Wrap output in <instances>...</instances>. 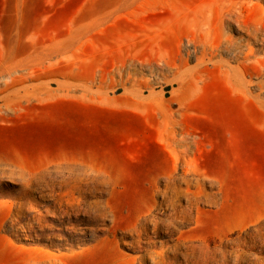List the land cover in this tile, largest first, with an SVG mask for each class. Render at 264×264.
Listing matches in <instances>:
<instances>
[{"label":"rangeland","instance_id":"1","mask_svg":"<svg viewBox=\"0 0 264 264\" xmlns=\"http://www.w3.org/2000/svg\"><path fill=\"white\" fill-rule=\"evenodd\" d=\"M103 246L264 264V0H0V264Z\"/></svg>","mask_w":264,"mask_h":264},{"label":"bare ground","instance_id":"2","mask_svg":"<svg viewBox=\"0 0 264 264\" xmlns=\"http://www.w3.org/2000/svg\"><path fill=\"white\" fill-rule=\"evenodd\" d=\"M235 12V11H234ZM212 45V44H211ZM40 184V183H39ZM43 185V184H42ZM28 205H30V202L29 201H27L26 203H19V208H21V207H25V206H28ZM85 211V210H84ZM75 214V213H74ZM102 215V213H99V212H95L94 213V221H96L100 216ZM28 217V216H27ZM75 217V216H74ZM80 217V216H79ZM32 220L34 221V222H36V223H39L38 222V218H34V217H32ZM21 221V220H20ZM26 226L28 227V228H32V224L30 223V222H27L26 223ZM19 227V226H18ZM90 227V226H89ZM66 229H70V227H65ZM16 230V229H15ZM89 233V232H88ZM85 236V235H84ZM71 237H73V236H71ZM70 238V237H69ZM69 240V239H68ZM81 242V241H80ZM58 246V245H57ZM105 250V247L103 246V247H100L99 249H98V251H94V253L93 252H91L90 251V253H85V254H83L82 255V259H80V260H78L79 262H74V264H98V258L100 257V255H103L105 252H104V250ZM103 253V254H102ZM191 255V254H190ZM247 255V254H246ZM146 261V260H145ZM81 262V263H80ZM216 263V262H215ZM26 264H40L38 261H36V260H27L26 261Z\"/></svg>","mask_w":264,"mask_h":264}]
</instances>
